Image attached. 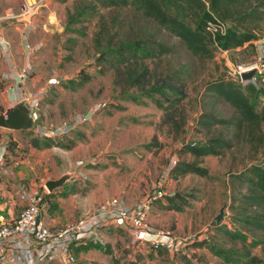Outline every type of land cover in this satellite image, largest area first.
Returning a JSON list of instances; mask_svg holds the SVG:
<instances>
[{"label":"rangeland","instance_id":"1","mask_svg":"<svg viewBox=\"0 0 264 264\" xmlns=\"http://www.w3.org/2000/svg\"><path fill=\"white\" fill-rule=\"evenodd\" d=\"M95 5L92 0H51L32 17L10 18L0 23L1 27L7 28L18 19L35 18L31 36L33 52L29 57L34 71L31 76L41 77L39 88L43 91L50 78L56 75V82L46 90L34 110V127L19 134L15 142L9 143L6 163L13 166L15 182L42 186L44 181L57 180L64 174L75 175L60 190L65 195L59 201L62 206L58 205L54 195L48 202L49 212L62 208L64 214L61 217L64 219L60 224H67L92 214L99 196L111 194L112 191H127L131 205L137 201H132V198L139 200L160 189L165 192L168 189L166 185L171 184L167 172L172 160H194L190 155L179 154L183 138L185 144L198 145L208 138L221 137L230 141V149L218 156L196 160L208 169L207 178L189 175L172 184L173 195L195 196L187 208L189 210L185 211L190 229L186 231L183 222V232L180 234L205 233L211 242L220 247L234 248L236 245L213 227V219L223 209L221 223L259 240L260 244L250 249V254L264 261V233L247 229L240 223L233 225L232 217L252 216L255 210L247 208L241 201L232 203L233 197L240 198V194H245L247 189L245 185L239 186L231 180L233 175L243 172L250 165L263 164L264 148L247 137L244 128L237 130L234 127L216 126L209 132H198L196 129L197 119L202 112L214 114L220 119L234 116L229 105L204 94L205 85L223 76L228 64L251 60L255 54L254 48L248 46L230 50L224 56L214 50L211 59L196 58L176 38L160 30L132 8L100 9ZM92 7L95 11L86 9ZM82 11L84 15H80ZM17 15H20V11ZM249 26L254 29L258 39H264V8L260 9L259 21ZM110 35L115 36L114 43L120 39L132 41L151 35L172 49L171 54L160 59L158 68L150 59L145 64L150 69L156 68L163 76L170 74L179 77L185 85L183 106L187 123L180 139L173 137L167 127L158 128L162 113L153 105L137 106L121 99L119 87L113 85V70L101 60ZM261 110H264V102L258 98L257 111ZM57 129L62 133L51 137L58 144L72 143L70 149H63L61 145L43 148L45 131ZM153 138L158 142L157 148L148 152L143 146L153 142ZM33 141L39 142L38 149L32 146ZM91 170L102 172V175L93 176ZM95 179H99L98 186L92 184ZM5 180V177H0V188L5 185V191H8L11 185L4 184ZM161 181L165 185H159ZM67 196L71 197L69 205L73 206V213H69L68 204L64 203L63 206L62 202L69 199ZM232 205L236 207L234 210L230 208ZM102 231L98 240L101 248L82 250L80 246L74 247V264H136L133 259L141 262L143 255L127 247L129 237L125 231ZM240 247L237 244V248ZM157 252V259L152 253L146 258L151 264H167L166 252ZM209 255L211 260L207 263L205 257L192 254L198 264H223L213 259L210 252Z\"/></svg>","mask_w":264,"mask_h":264},{"label":"trees","instance_id":"2","mask_svg":"<svg viewBox=\"0 0 264 264\" xmlns=\"http://www.w3.org/2000/svg\"><path fill=\"white\" fill-rule=\"evenodd\" d=\"M66 1V0H62ZM95 7L100 9H118L130 7L140 13L144 18L156 24L160 30L179 43L194 57L211 59L213 51L217 50L210 36L205 33V24L210 16L206 11L205 3L209 10L220 20L226 23L227 33L216 39V45L221 50L230 51L243 48L246 44L258 39L250 24L259 21L260 9L264 8V0H92ZM94 10L95 8H86ZM80 15H84V12ZM115 36L107 39L106 50L101 54L104 63L109 64L114 72L113 85L119 87L121 99L145 106L153 105L162 113V120L158 128L167 127L173 137L181 138L187 116L183 106L186 98L185 85L175 75H161L157 72L160 59L172 53V49L148 35L146 38L135 40H118L114 43ZM111 44L113 46H111ZM155 62V69H150L146 60ZM204 94L215 97L229 105L234 116L230 119H220L214 114L202 112L196 122L198 132L210 131L216 126L234 127L237 130L245 129L247 137L256 140L264 148V110L257 111V99L260 92L252 86H242L239 82L227 79L225 75L209 81L205 85ZM1 109V107H0ZM258 134L256 137L255 135ZM155 141V142H154ZM156 138L143 148L150 151L157 148ZM43 148L51 145H61L63 149H70L73 144H58L51 136H45ZM32 146L39 148L37 141ZM230 141L221 137H211L202 144L186 143L179 149V154L190 155L194 160H177L176 164L168 170V178L174 181L189 175L200 178L209 176L208 169L202 167L196 160L206 156H218L222 151L230 149ZM231 180L239 186H246V193L240 198L233 197L232 203L241 201L247 208L255 210L252 216L232 217L233 225L240 223L247 229L258 230L264 233V163L252 164L243 172L235 174ZM235 187L234 185L232 186ZM235 189V188H234ZM49 193L51 196L60 194L58 191ZM239 193V192H238ZM166 210L182 213L194 201L195 196H183L175 193L173 196H164ZM158 200L154 203L160 202ZM231 209H235L233 205ZM247 211V209H244ZM214 230L221 233L229 242L236 245L234 248H223L211 242L209 238L196 242L192 247L206 249L212 256L223 264H264V261L250 254V249L260 244L259 240L250 237L246 232L237 228H228L220 223ZM237 244L241 245L237 248ZM82 250L101 248L100 241H88L77 245ZM76 247V246H74ZM73 247V249H74Z\"/></svg>","mask_w":264,"mask_h":264},{"label":"built area","instance_id":"3","mask_svg":"<svg viewBox=\"0 0 264 264\" xmlns=\"http://www.w3.org/2000/svg\"><path fill=\"white\" fill-rule=\"evenodd\" d=\"M48 1L21 0L18 17L34 16ZM205 6L210 16L205 24V33L210 36L217 51L223 56L227 55L229 51L221 50L216 45V39L226 35L227 25L210 12L207 3ZM248 46L246 44L240 49ZM251 46L255 50L254 57L246 63L228 64L224 75L242 86H252L260 92L259 99L264 102V39L251 42ZM252 71L255 74L250 80H241L242 74ZM55 82L54 75L43 91L32 96L28 101L31 119L39 100ZM0 115L6 116L7 112ZM2 130L5 129L0 128V177L11 178L14 176L12 168L6 163L11 141L2 136ZM61 133L56 131L52 135ZM176 161L172 160L169 169L176 164ZM80 176L83 177L82 174ZM46 182L44 181L42 186L22 182L16 186L17 212L12 219H5L0 209V264H74L76 257L73 254V247L88 241H98L102 230L110 228L128 229L132 232L134 243L143 242L152 251H164L174 257H188L190 264H197L196 260L189 256V249L196 242L207 240L208 236L205 233L181 235L170 229L152 227L148 222L154 203L165 196L163 189L148 194L131 206L125 205L120 198H111L95 208L88 216L51 227L46 225L43 219L48 209L49 193L45 188ZM160 184L165 182L161 181Z\"/></svg>","mask_w":264,"mask_h":264},{"label":"crops","instance_id":"4","mask_svg":"<svg viewBox=\"0 0 264 264\" xmlns=\"http://www.w3.org/2000/svg\"><path fill=\"white\" fill-rule=\"evenodd\" d=\"M50 1L51 0H49L47 4ZM47 4L44 7H46ZM19 11H21V0L1 1L0 23H4V21L9 20L10 18H18L17 13H19ZM34 24H35V18H32L30 20L18 19L16 22H11V24H9L7 28H3L0 26V107H1L0 114L6 112L8 113L10 110L14 109L18 105L21 107L28 105V101L31 100L30 98H32V96L36 95L37 92L40 91L39 87H41V77L37 75L31 76L33 75L34 71L32 70V66L29 63V57L32 55L33 52V50L31 49L32 46L31 36L34 33ZM53 76L51 78H53ZM35 88L38 89L33 91ZM31 127L32 128L34 127L33 124L31 125ZM56 131H60V130L57 129ZM56 131H45L44 136H53L52 134ZM23 132L24 131H11L6 129L1 131L3 137H7L10 139V141H14V142L16 141L15 138ZM9 166L13 167L11 165ZM90 173L93 176L102 175V172H99L97 170H91ZM73 177L75 178V175H73ZM5 179L7 180L4 181V184H9L11 186L8 187L9 188L8 191H5V187H6L5 185L4 188L3 187L0 188V197L2 199V202L0 204V209L3 211L2 214L5 217V219L10 220L12 219V217L15 216L17 212V208L15 206L17 203L15 198V189L20 182H15L16 180L15 176ZM179 181L180 180L177 181L169 180L171 184L166 185L168 186V189H166L165 191L166 196L169 197L173 196V192H171L172 184L178 183ZM92 184L98 186L99 179L98 180L95 179L92 182ZM61 189H63V187L55 191L58 193V191L60 192ZM147 195L148 194H146L144 197H146ZM54 197L55 198L57 197L56 202H58V205L62 206V204H60L61 202L59 201L63 199L57 195L56 196L54 195ZM114 197L120 198V200H122L125 205H131L129 203H132L130 202L127 191L125 193L124 190H116V191H112L111 194L106 193L103 194V196H99L98 202H96V206L93 207L92 209L97 208L98 206L102 205L105 201ZM67 198H69L67 201L62 202L63 206L65 204H68L69 213L70 212L73 213L74 211L72 210L73 206L69 205V202L71 201L70 200L71 197L67 196ZM135 198L134 199L132 198V201L137 200L135 203L143 199L141 198L138 200ZM47 200L49 202L48 196H47ZM135 203L133 202V204ZM166 205L167 202L165 200H161L160 202H157L153 206L148 216V222L150 223V225L155 228H165L170 230L174 229V232L180 234L183 232V222H185V228L186 231H188L190 229V226L187 225L185 211H188L189 209L186 208L184 212L178 213L175 211L164 209L163 206ZM14 207L15 209H11ZM62 214H64V212L62 211L61 207L60 209H55L51 212H49L48 209L47 214L43 216L45 224L51 227L61 225L60 223L64 219L63 217H61ZM115 229L118 228H110L106 230L115 231ZM120 230L125 231V233L128 234L129 244L127 247H129L130 249H134L136 250V252L138 251L143 255V259L140 260L141 262H139L137 259H133V262H135L136 264H151V262L146 258V255H149L150 253H152L156 259L158 258V255L156 254L158 252L152 251L145 243L143 242L134 243L132 238V232L130 230L125 228L123 229L121 228ZM192 254L201 255V257H205V262L207 263L208 261L211 260L209 251H207L206 249H195L192 247L189 249V256L194 258ZM166 256L168 257V261H169L167 264H190L188 257H184V256L174 257L168 253H166ZM212 258L214 259L215 257L213 256Z\"/></svg>","mask_w":264,"mask_h":264},{"label":"water","instance_id":"5","mask_svg":"<svg viewBox=\"0 0 264 264\" xmlns=\"http://www.w3.org/2000/svg\"><path fill=\"white\" fill-rule=\"evenodd\" d=\"M254 72L244 73L241 75L242 81L250 80L254 76ZM32 119L30 116V111L28 105L21 107L17 106L10 110L6 116L0 115V128L11 130V131H26L31 129ZM184 138L181 140V145L183 146ZM73 178L72 174L62 175L57 180H48L45 183V188L48 193L60 189L65 183ZM223 218V209H221L218 215L213 219L215 225H219Z\"/></svg>","mask_w":264,"mask_h":264}]
</instances>
